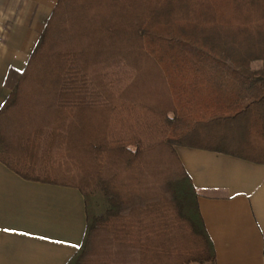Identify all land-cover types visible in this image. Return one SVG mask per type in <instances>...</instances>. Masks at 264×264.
Listing matches in <instances>:
<instances>
[{"label": "trees", "instance_id": "obj_1", "mask_svg": "<svg viewBox=\"0 0 264 264\" xmlns=\"http://www.w3.org/2000/svg\"><path fill=\"white\" fill-rule=\"evenodd\" d=\"M177 147L264 165V0H59L0 109V162L82 193L67 264L215 263Z\"/></svg>", "mask_w": 264, "mask_h": 264}, {"label": "crops", "instance_id": "obj_2", "mask_svg": "<svg viewBox=\"0 0 264 264\" xmlns=\"http://www.w3.org/2000/svg\"><path fill=\"white\" fill-rule=\"evenodd\" d=\"M59 0H0V109ZM198 194L214 264H264V165L177 147ZM87 227L79 189L25 180L0 162V264H67Z\"/></svg>", "mask_w": 264, "mask_h": 264}, {"label": "rangeland", "instance_id": "obj_3", "mask_svg": "<svg viewBox=\"0 0 264 264\" xmlns=\"http://www.w3.org/2000/svg\"><path fill=\"white\" fill-rule=\"evenodd\" d=\"M260 66V64H255L254 68H258Z\"/></svg>", "mask_w": 264, "mask_h": 264}]
</instances>
